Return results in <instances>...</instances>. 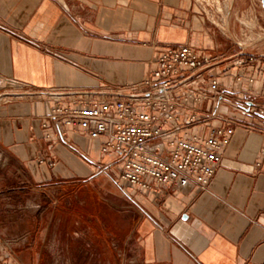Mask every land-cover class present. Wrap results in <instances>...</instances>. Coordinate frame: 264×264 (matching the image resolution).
<instances>
[{
  "label": "crops",
  "instance_id": "1",
  "mask_svg": "<svg viewBox=\"0 0 264 264\" xmlns=\"http://www.w3.org/2000/svg\"><path fill=\"white\" fill-rule=\"evenodd\" d=\"M231 30L209 20L198 0H0V159L21 180L1 177L0 198L66 194L74 234L83 229L88 241L80 253L94 256L92 264H264V76L248 86V74L233 70L244 80L232 83L219 114L234 135L202 193L126 185L117 157L100 153L104 138L45 119L57 104L126 95L168 46L228 65L235 50L223 33ZM242 90L253 94L239 99ZM244 103L251 115L236 109ZM224 126L215 118L203 130ZM58 230L37 240L56 242ZM2 235L0 261L9 248L21 264H46L55 252L18 248Z\"/></svg>",
  "mask_w": 264,
  "mask_h": 264
},
{
  "label": "built area",
  "instance_id": "2",
  "mask_svg": "<svg viewBox=\"0 0 264 264\" xmlns=\"http://www.w3.org/2000/svg\"><path fill=\"white\" fill-rule=\"evenodd\" d=\"M227 63L191 46H168L155 69L126 95L93 104H57L45 119L60 131L104 138L100 153L117 157L120 181L126 185L141 191L207 192L235 131L233 122L219 114L235 88L232 83L240 87L244 80L233 70L248 74V86L264 76V60L253 54L240 52ZM252 94L242 90L239 99ZM243 105L236 109L251 115ZM215 118L228 126L204 131ZM7 252L0 264H21L11 248Z\"/></svg>",
  "mask_w": 264,
  "mask_h": 264
},
{
  "label": "rangeland",
  "instance_id": "3",
  "mask_svg": "<svg viewBox=\"0 0 264 264\" xmlns=\"http://www.w3.org/2000/svg\"><path fill=\"white\" fill-rule=\"evenodd\" d=\"M198 3L209 20L224 30L231 25V32L223 33L225 42L235 50L227 54L229 58L242 52L264 60V11L260 0H198ZM2 167L3 160L0 159V178L5 176V180L9 179L16 185L21 183L18 172ZM65 196L60 192L41 197L37 191H31L28 196L19 192L10 198H0V233L8 235V240L18 248H34L36 251L42 246L46 252L55 251L47 253L46 264H92L94 256L80 253L87 248L88 241L84 238L83 229H78L75 236L74 230L78 226L70 225L68 217L73 213L65 207ZM53 203L57 206H50ZM47 220L51 221L49 227L45 226ZM56 228H59L58 238L53 242L49 239ZM44 230L48 232L49 239L43 244L37 237Z\"/></svg>",
  "mask_w": 264,
  "mask_h": 264
},
{
  "label": "water",
  "instance_id": "4",
  "mask_svg": "<svg viewBox=\"0 0 264 264\" xmlns=\"http://www.w3.org/2000/svg\"><path fill=\"white\" fill-rule=\"evenodd\" d=\"M261 1V5L263 7V11H264V0H260Z\"/></svg>",
  "mask_w": 264,
  "mask_h": 264
}]
</instances>
